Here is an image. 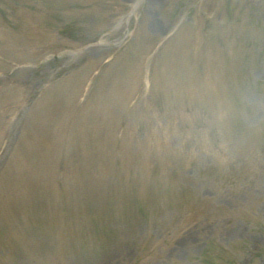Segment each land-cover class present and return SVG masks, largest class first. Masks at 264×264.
Wrapping results in <instances>:
<instances>
[{"label": "rangeland", "instance_id": "obj_1", "mask_svg": "<svg viewBox=\"0 0 264 264\" xmlns=\"http://www.w3.org/2000/svg\"><path fill=\"white\" fill-rule=\"evenodd\" d=\"M169 89L194 101L175 104ZM0 122L5 230L16 207L35 229L37 194L53 202L65 175L68 220H84L103 194L137 192L140 218L127 219L136 234L110 213L122 241L91 264H205L207 241L220 250L213 264H264V0H0ZM28 127L32 151L14 152ZM53 212L64 217H40ZM74 258L49 245L15 264H81Z\"/></svg>", "mask_w": 264, "mask_h": 264}]
</instances>
